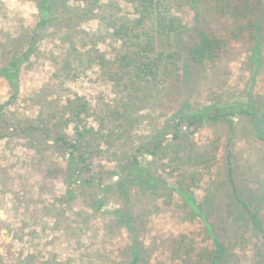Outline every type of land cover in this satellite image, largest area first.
<instances>
[{
  "label": "trees",
  "instance_id": "1",
  "mask_svg": "<svg viewBox=\"0 0 264 264\" xmlns=\"http://www.w3.org/2000/svg\"><path fill=\"white\" fill-rule=\"evenodd\" d=\"M36 4L31 32L7 33L0 44L6 55L0 77L11 97L21 95L26 67L40 61L42 36L49 35L60 41V52L56 59L52 56L54 86L67 90L66 83L89 75L101 89L96 95L41 89L33 93L36 114L22 119L0 100V120L5 122L0 138L28 133L32 145L64 157L55 170L65 194L54 193L60 208L55 206L51 222L62 225L60 235L30 246L19 264H63L47 247H55L64 235L81 249L86 235L82 222L96 218L103 219L105 240L95 250L101 256L87 264L108 263V254L113 259L119 255L122 264H150L161 246L148 241L153 229L146 217L161 205H175L202 228L200 241L196 235H181L162 246L172 261L173 255L180 258L174 264H194L195 258L196 264H239L241 255L264 264V147L259 146L264 143V91H257L258 77L264 75V0ZM238 43L247 51L248 82L205 97L204 82L212 76L218 80L219 64ZM204 127L227 129L224 164L216 160L220 146L214 143L220 139L200 148L193 137ZM206 169L221 179L199 178ZM78 186L85 188L92 212L76 211L71 220L67 211L74 209ZM7 227L15 237L24 231L22 225ZM49 227L41 221L28 234L44 239ZM120 233L126 242L112 240ZM0 264H7L1 253Z\"/></svg>",
  "mask_w": 264,
  "mask_h": 264
},
{
  "label": "rangeland",
  "instance_id": "2",
  "mask_svg": "<svg viewBox=\"0 0 264 264\" xmlns=\"http://www.w3.org/2000/svg\"><path fill=\"white\" fill-rule=\"evenodd\" d=\"M37 15L38 8L36 0H0V44L5 42L7 33L16 35L18 33L26 34L31 32L33 26L36 24ZM93 24L95 22L89 23L92 27L94 26ZM54 38L56 39H52L50 35L42 36L43 43L40 48V61L36 65L33 63L30 67H26L23 88L19 97H11L7 82L0 77V100L2 103H8L7 106L10 108V111L17 114L16 118L22 119L25 117L24 115L30 116L34 112L36 114V105L32 101V98L33 93L41 89H45L48 93L57 91L64 93V91L71 90L72 93L79 92L87 95H96L101 89V85L93 84L94 82L89 79V75L81 76L77 82L69 81L66 83L64 86L67 85V90H62L54 86L56 82L52 79L54 77L52 75L54 72L52 56L55 54L54 57L56 59L60 52V48L58 49L57 47L60 41L57 39L58 37ZM236 45L240 46L241 44L238 43ZM53 50H55V53H53ZM5 56L3 48L0 47V61ZM246 56L247 51L245 48H241V46L236 47L234 52L228 54L217 68L218 80H215L212 76L211 82H204L205 85L201 92H205V97H209L211 93L213 96L225 93L228 86L233 91L244 87L250 76L245 69L244 61ZM33 62H35V59ZM258 81L257 91H264V75L258 77ZM48 82H52L50 87H46ZM4 123V121L0 120V124ZM36 135L40 136L41 133L36 132ZM225 135L227 136V129L224 127H204L202 130H197L193 134V137L196 140H200V148L208 147L215 139H220L214 145L220 146L216 160L221 165L225 162V156L228 150ZM37 138L41 140L40 137ZM259 146L264 147V143ZM39 147L44 148L45 145L43 144ZM239 159L243 160L242 158ZM63 163V153L58 152L55 155L52 149H38V147L32 145L28 133L15 135L13 138H0V253L7 264H19V258H21L22 252L28 250L30 246L32 247V245L38 242L44 244L50 240L51 236L60 235L58 228L61 229L62 225L56 223L57 226H53L51 222L54 220L55 206L60 208L59 204L55 205L54 193L65 194L66 187L58 179L59 171L55 170L60 167L59 164ZM203 177L213 178L212 182L216 183L221 179V177L217 178V173L215 175L207 169L199 174V178ZM84 189L83 186L77 187L76 193L78 198L72 203L74 209H68L66 216L71 220L77 217L76 211L84 210L86 213L92 212L90 207H88V203L85 201L86 193ZM91 190L96 192L97 188H92ZM199 191L202 194V189L199 188ZM155 208L153 207L154 212L151 213L152 215L146 217L148 225L153 229L152 233H148L149 242L150 240H155L162 247L167 242L169 243L174 236L180 238L181 235L190 234L196 235L198 241L201 240L199 237V234L202 233L201 224L197 220L195 222L191 218H187V215L183 213L182 209L175 207V205L167 207H162L161 205L159 209ZM48 214L52 217L48 216ZM66 217L63 219V225L66 223ZM41 221L47 222L51 230L46 238H36L33 240L28 232L31 229V225L41 223ZM8 224L13 229L22 225L24 228L23 233L15 237L14 231L7 227ZM102 225V218H96L87 223L82 222L83 232L89 237L85 235L81 239V249L77 247L75 242L71 244L64 235L62 237L60 236L61 242L57 243L56 241L55 247L50 244L47 249L57 253L58 261L63 260V264H87L86 262L89 259L91 261L98 260L101 254H98L95 250L100 248L102 246L101 244H104L102 240H105L101 235L103 232L101 230ZM68 234L70 235V231ZM111 236L113 234L108 235V239ZM93 239L95 240L93 241ZM98 240L101 242L98 243ZM112 240L116 243H122L128 239L120 233L116 239L112 238ZM106 244L108 248V241H106ZM161 247L151 254L150 264H174V261H180L179 257L171 255L174 260L172 261L169 257L170 252L165 250L164 247ZM106 251L108 252V250ZM238 251L240 253V250ZM69 255L72 256L71 263H69ZM105 257H108L109 259H106L110 261L107 260L108 263L105 261L104 264H122L120 263L121 258L119 255L114 257V259L109 254ZM197 259H194V264H196ZM239 264L253 263L251 259L241 255Z\"/></svg>",
  "mask_w": 264,
  "mask_h": 264
}]
</instances>
